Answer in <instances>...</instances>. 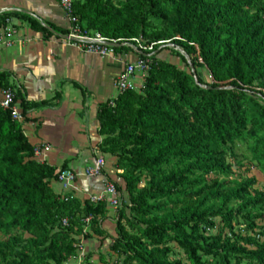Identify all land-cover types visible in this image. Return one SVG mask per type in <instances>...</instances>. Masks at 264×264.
<instances>
[{"label":"trees","instance_id":"1","mask_svg":"<svg viewBox=\"0 0 264 264\" xmlns=\"http://www.w3.org/2000/svg\"><path fill=\"white\" fill-rule=\"evenodd\" d=\"M74 8L88 31L155 44L144 88L98 110L101 157L116 158L115 229L104 227L107 202L55 191L67 165L37 161L22 123L0 107V264H68L80 238L93 235L107 247L102 262L264 264V189L248 175L264 178V0H76ZM6 20L0 13V27ZM0 87L14 92L4 76Z\"/></svg>","mask_w":264,"mask_h":264},{"label":"crops","instance_id":"2","mask_svg":"<svg viewBox=\"0 0 264 264\" xmlns=\"http://www.w3.org/2000/svg\"><path fill=\"white\" fill-rule=\"evenodd\" d=\"M3 8L10 10L3 14L16 34L11 47L0 41V77L19 94L17 106L24 115L25 135L32 146L42 150L36 159L59 170L67 165L81 174L102 155L98 110L119 96L116 84L124 64L69 45L65 38L71 24L59 0H0ZM119 53L130 63L138 58L131 50ZM105 159L107 175L117 180L116 158ZM76 187L77 191L68 194L88 199L103 190L102 178L82 175ZM53 188L58 193L62 190L58 181ZM115 215L111 209L104 223L110 232L115 229ZM101 239L93 235L83 242L87 254L93 253L90 264L100 253Z\"/></svg>","mask_w":264,"mask_h":264},{"label":"built area","instance_id":"3","mask_svg":"<svg viewBox=\"0 0 264 264\" xmlns=\"http://www.w3.org/2000/svg\"><path fill=\"white\" fill-rule=\"evenodd\" d=\"M59 1L66 18L71 24L70 31L66 35L65 41L83 53L102 58H112L124 64V69L118 76L116 84L119 95L127 91H139L144 88L145 80L151 69L150 59H144V57L149 58L155 54V44L147 45L142 38H134L124 42H122L123 40H111L104 37L99 32L88 31L83 28L80 18L75 12L74 3L76 0ZM0 11L1 13L10 12L8 8H3ZM15 34L16 30L14 27L10 26V19L8 18L5 25L0 27V41L6 47H11ZM120 43L129 47L131 51L138 55L135 62H127L123 54L115 51V47L111 45H119ZM113 101H111V103H113ZM0 107L5 110H11L13 118L18 122L22 123L24 121V115L18 109L15 93L12 90L0 87ZM41 151V149L37 148L35 155H39ZM106 168L107 161L99 156L91 165L87 166L81 174L75 173L69 169L60 170L58 178V182L62 188L60 192L66 196L68 192L77 191L76 183L78 178L82 175L87 178H102L103 190L99 194L90 196L89 199L92 203L107 202L110 209H113L117 213L120 204V195L116 183L107 175ZM86 221L89 223L90 218ZM65 223L67 222L65 221ZM84 240L82 236L80 238V243L77 245L79 252L68 264H88V254L83 247ZM110 262V264H118L116 260Z\"/></svg>","mask_w":264,"mask_h":264},{"label":"rangeland","instance_id":"4","mask_svg":"<svg viewBox=\"0 0 264 264\" xmlns=\"http://www.w3.org/2000/svg\"><path fill=\"white\" fill-rule=\"evenodd\" d=\"M170 47L173 48V45H171ZM178 51H181V53H183V51L181 49H178ZM184 54V53H183ZM169 61L175 63L176 65H178L180 68L184 69V70H188L186 64L182 61L181 58L177 57V56H169L168 57ZM200 74L201 76L206 80V81H210V77L208 75V73L205 71V70H200ZM116 170V169H115ZM236 170V168H235ZM115 172V171H114ZM249 176H255L257 178V185H256V188H259V189H264V178L262 176V174L256 170V169H251V172L248 174ZM116 176H117V170H116ZM117 182H119V180H117ZM114 220H115V217H114ZM108 223V222H107ZM113 228H115V221H113ZM95 236V235H94ZM105 251V253L108 251L107 250V247H102L100 248V253L98 254V256L95 258V261L94 263L92 264H110L111 262L110 261H115V258L113 257H110L109 255L106 257L107 258V261L106 262H102L101 261V258H100V255ZM179 250H177L178 252ZM89 254V253H88ZM95 254V253H94ZM91 260L88 261V264H90L93 260V256L90 258Z\"/></svg>","mask_w":264,"mask_h":264},{"label":"water","instance_id":"5","mask_svg":"<svg viewBox=\"0 0 264 264\" xmlns=\"http://www.w3.org/2000/svg\"><path fill=\"white\" fill-rule=\"evenodd\" d=\"M113 47H116V46H119V45H116V44H111ZM192 66V65H191ZM194 72V71H193Z\"/></svg>","mask_w":264,"mask_h":264}]
</instances>
